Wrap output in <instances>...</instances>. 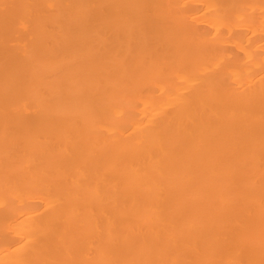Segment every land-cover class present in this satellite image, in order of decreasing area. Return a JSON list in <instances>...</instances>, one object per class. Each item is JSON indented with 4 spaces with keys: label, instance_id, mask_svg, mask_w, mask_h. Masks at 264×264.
<instances>
[{
    "label": "bare ground",
    "instance_id": "obj_1",
    "mask_svg": "<svg viewBox=\"0 0 264 264\" xmlns=\"http://www.w3.org/2000/svg\"><path fill=\"white\" fill-rule=\"evenodd\" d=\"M0 264H264V0H0Z\"/></svg>",
    "mask_w": 264,
    "mask_h": 264
}]
</instances>
